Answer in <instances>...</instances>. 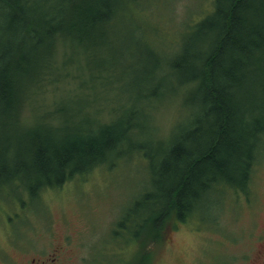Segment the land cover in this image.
I'll use <instances>...</instances> for the list:
<instances>
[{
	"label": "trees",
	"instance_id": "trees-1",
	"mask_svg": "<svg viewBox=\"0 0 264 264\" xmlns=\"http://www.w3.org/2000/svg\"><path fill=\"white\" fill-rule=\"evenodd\" d=\"M142 2L0 0V182L16 178L36 197L43 188L59 187L99 165L112 164L127 143L126 148L152 164V192L134 205L144 210H127L118 229L126 227L129 215L138 216L135 238L149 229L157 239L200 211L207 190L224 184L233 193L248 191L264 142V86L256 94L250 83L252 69H264V0H213L205 16L185 25L182 45L167 65L159 60L152 76H141L131 110L141 104L138 92L142 100L159 101L180 85L190 86L184 99L185 126L178 123L164 147L155 141L159 147L152 153L128 144L130 137L135 139V126L120 119L121 114L108 123L86 120V126L76 123L83 128H70L68 121L58 120L60 103L50 116L59 121L55 128L37 120L26 130L19 121L22 102L53 69L51 59L60 43L83 56L87 42L100 39L126 18L137 20L134 11L144 10ZM159 64L169 70L165 77L160 69V80L155 76ZM259 78L264 84V74ZM142 116L147 119L148 114Z\"/></svg>",
	"mask_w": 264,
	"mask_h": 264
},
{
	"label": "rangeland",
	"instance_id": "rangeland-1",
	"mask_svg": "<svg viewBox=\"0 0 264 264\" xmlns=\"http://www.w3.org/2000/svg\"><path fill=\"white\" fill-rule=\"evenodd\" d=\"M144 1V10L134 11L137 20L126 18L108 28L105 37L102 32L100 39L86 43L83 56L65 50V42L57 46L50 63L53 69L22 102L20 127L29 130L39 121L55 128L59 121H68L70 128L81 129L86 120L108 123L121 114L120 119L135 126V139L130 137L128 144L152 153L159 147L155 141L164 147L176 125L185 126L184 99L190 86L180 85L159 101L142 100L138 92L141 104L132 110L131 100L141 76H152L159 60L167 65L182 45L185 25L205 16L213 0ZM160 69L165 77L169 71L159 64L158 79ZM261 74L264 69H252L250 83L256 94L264 86ZM59 104V121L52 120ZM126 144L112 164L99 165L59 187L43 188L36 197L29 196L16 178L0 182V264H142V255L144 264H240L234 256L247 247L234 240L250 229L264 228V142L246 194L233 193L224 184L207 190L200 211L186 222L177 221L157 239L149 229L135 238L138 216L129 215L126 227L118 229L127 210H144L134 205L145 192H152V164Z\"/></svg>",
	"mask_w": 264,
	"mask_h": 264
},
{
	"label": "flooded vegetation",
	"instance_id": "flooded-vegetation-1",
	"mask_svg": "<svg viewBox=\"0 0 264 264\" xmlns=\"http://www.w3.org/2000/svg\"><path fill=\"white\" fill-rule=\"evenodd\" d=\"M239 237L242 238H236L234 243L236 245L244 243L247 248L245 251L238 253L239 255H235V260L237 259L240 264H264V228L257 231L250 229L249 234L239 235Z\"/></svg>",
	"mask_w": 264,
	"mask_h": 264
}]
</instances>
